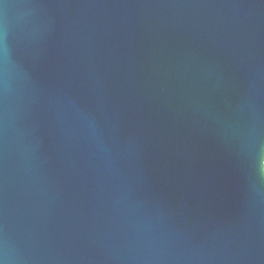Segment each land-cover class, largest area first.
I'll return each instance as SVG.
<instances>
[{
	"label": "water",
	"instance_id": "water-1",
	"mask_svg": "<svg viewBox=\"0 0 264 264\" xmlns=\"http://www.w3.org/2000/svg\"><path fill=\"white\" fill-rule=\"evenodd\" d=\"M0 264H264V0H0Z\"/></svg>",
	"mask_w": 264,
	"mask_h": 264
}]
</instances>
